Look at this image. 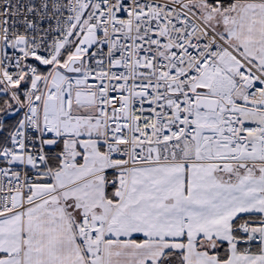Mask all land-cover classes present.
<instances>
[{
	"label": "snow or ice",
	"instance_id": "obj_1",
	"mask_svg": "<svg viewBox=\"0 0 264 264\" xmlns=\"http://www.w3.org/2000/svg\"><path fill=\"white\" fill-rule=\"evenodd\" d=\"M0 264H264V0H0Z\"/></svg>",
	"mask_w": 264,
	"mask_h": 264
}]
</instances>
